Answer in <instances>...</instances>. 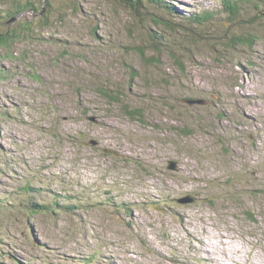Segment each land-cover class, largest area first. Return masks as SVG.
Returning <instances> with one entry per match:
<instances>
[{
  "label": "rangeland",
  "instance_id": "rangeland-1",
  "mask_svg": "<svg viewBox=\"0 0 264 264\" xmlns=\"http://www.w3.org/2000/svg\"><path fill=\"white\" fill-rule=\"evenodd\" d=\"M159 1L0 0V264H264V0Z\"/></svg>",
  "mask_w": 264,
  "mask_h": 264
},
{
  "label": "trees",
  "instance_id": "trees-1",
  "mask_svg": "<svg viewBox=\"0 0 264 264\" xmlns=\"http://www.w3.org/2000/svg\"><path fill=\"white\" fill-rule=\"evenodd\" d=\"M122 1V0H120ZM125 1V0H123ZM129 2H134L136 5H138V2L137 0H127ZM223 1V5L225 6L226 9H228L230 11V13L232 15H236L238 14V11H239V5H240V2H243L245 0H222ZM249 1V0H248ZM30 1L27 2V4L25 5H21V3H19L21 6H19L21 8L20 11H23V9H31L33 6L29 3ZM150 2H153V3H158L160 2L159 0H150ZM48 7L50 8V2L48 3ZM18 8V7H17ZM51 8H55V7H51ZM167 8L169 9H173L172 6H168L167 5ZM43 10H40V11H37L38 13L42 12ZM173 12V11H172ZM19 11L16 9L14 12H10L9 16L8 17H11V14H13L14 16L16 14H18ZM44 13V17L45 18H48L50 16H52L53 14L50 13L49 9H47V11H43ZM45 18L43 17H40L39 19H35L34 17H32L31 20H28L25 24L21 23V28L25 26V28H23V30H21V32L17 35L15 32H6V33H3L1 34L0 33V48L1 49H4L7 53L14 56V53L12 52V48L13 46L19 41V40H22L24 39L25 40V37H28L29 39H32V43H37L40 39H41V26L42 24H46L47 27H49V22L48 21H44V23L38 25L37 21H43ZM203 19H205L204 16L202 15H197L195 17H192L191 18V21L193 22H198V21H202ZM16 28H19L20 26H18L17 24L15 25ZM33 27V28H32ZM40 29V30H39ZM34 30V31H33ZM28 32L29 31V34H26L25 32ZM33 31V33H32ZM34 34V35H33ZM16 37V38H14ZM18 40V41H17ZM12 53V54H11ZM140 54L142 56H144V51L143 50H140ZM16 55V54H15ZM25 56H23L22 59H24ZM185 65L181 64V70L184 69ZM131 71H135V70H131ZM100 87L98 89V92L100 93V95L103 97V99H101L107 106H112L114 104L116 105H119L120 106V103H119V99L120 97L123 95V92H124V89L125 87L124 86H119V87H115V86H110L108 84H99ZM110 87H113L110 88ZM196 104L194 105H190V107H194ZM128 116H130V114H126ZM139 116H137L138 118H141V115L138 114ZM132 117V115L130 116ZM98 119V118H97ZM147 120L145 119V122ZM97 122V121H96ZM96 122H93V123H96ZM143 123V122H141ZM147 123V122H146ZM108 156L113 158L114 155L113 154H109L108 153Z\"/></svg>",
  "mask_w": 264,
  "mask_h": 264
},
{
  "label": "water",
  "instance_id": "water-1",
  "mask_svg": "<svg viewBox=\"0 0 264 264\" xmlns=\"http://www.w3.org/2000/svg\"><path fill=\"white\" fill-rule=\"evenodd\" d=\"M113 152L110 151L109 154H112ZM169 169H175V162L171 161L170 165H169ZM182 202H193V199H191V197L189 196V198H186L185 200H182Z\"/></svg>",
  "mask_w": 264,
  "mask_h": 264
}]
</instances>
